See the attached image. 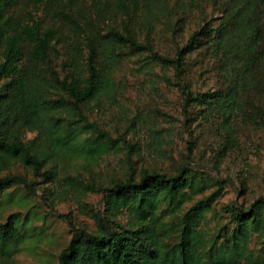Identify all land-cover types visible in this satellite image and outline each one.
<instances>
[{"label":"trees","instance_id":"16d2710c","mask_svg":"<svg viewBox=\"0 0 264 264\" xmlns=\"http://www.w3.org/2000/svg\"><path fill=\"white\" fill-rule=\"evenodd\" d=\"M18 5L34 12L16 16ZM207 5L217 25L204 13L185 37ZM163 39L171 50L157 48ZM263 42L264 0H0V194L20 186L34 193L35 183L14 167L51 183L56 161L90 164L120 149L88 113L115 98L114 72L136 56H145L147 68L173 72L183 106L195 110L192 127L217 136L218 169L239 145L236 123L264 130ZM197 50L212 63L216 89L186 84ZM126 167L108 187L66 179L76 191L100 194L104 208H90L93 230L68 222L71 236L55 264H264V194L215 211L227 183L204 166L183 162L171 174L136 170L130 160ZM221 217L225 223L209 225ZM33 220L14 212L0 222V259L30 243ZM253 242L261 249H251Z\"/></svg>","mask_w":264,"mask_h":264},{"label":"rangeland","instance_id":"374dc122","mask_svg":"<svg viewBox=\"0 0 264 264\" xmlns=\"http://www.w3.org/2000/svg\"><path fill=\"white\" fill-rule=\"evenodd\" d=\"M26 10L34 12L31 5H18L14 14L24 17ZM204 13L217 25L219 15L207 5L202 13H194L185 27V37ZM157 48L165 52L171 50L173 44L163 39ZM145 62V56L124 60L114 72L120 86L115 98L104 99L88 113L89 121L115 140L118 151L112 150L90 164L82 158L56 161L57 175L51 183L42 182L22 168L12 169V173L35 183L34 193L29 194L20 186L0 194V203L7 199V194L10 196V202L0 211V222L14 212L34 217L35 236L9 260L0 259V264H55L71 236L68 222L77 228L93 230L91 209L104 208L100 194L76 191L66 185V179L80 183L83 188L87 185L108 187L114 179L126 176L127 160L136 170L148 168L167 174L174 173L183 162L204 166L211 176L227 183L225 194L214 205L215 211L231 202L249 205L264 194V130L236 123L239 145L217 169V136L210 130L192 127L195 110L183 106L182 96L174 86L173 72L160 67L147 68ZM188 62L190 76L186 84L192 91L202 92L219 86L212 63L204 52L197 50ZM34 136V132L26 133L28 139ZM125 145L132 146L131 154L127 153ZM218 223H225L224 217L209 220L211 227ZM261 247L255 242L250 246L255 251ZM259 255L264 253L260 251Z\"/></svg>","mask_w":264,"mask_h":264}]
</instances>
